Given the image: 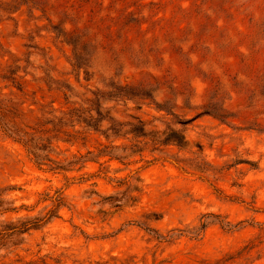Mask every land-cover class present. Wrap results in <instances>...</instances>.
Here are the masks:
<instances>
[{
  "label": "rangeland",
  "instance_id": "obj_1",
  "mask_svg": "<svg viewBox=\"0 0 264 264\" xmlns=\"http://www.w3.org/2000/svg\"><path fill=\"white\" fill-rule=\"evenodd\" d=\"M0 103L47 146L0 129V229L66 202L0 264H264V0H0Z\"/></svg>",
  "mask_w": 264,
  "mask_h": 264
},
{
  "label": "trees",
  "instance_id": "obj_2",
  "mask_svg": "<svg viewBox=\"0 0 264 264\" xmlns=\"http://www.w3.org/2000/svg\"><path fill=\"white\" fill-rule=\"evenodd\" d=\"M17 113L18 111L15 110V108L13 107L10 108L9 106H3V104L0 103V129L7 138L12 139L15 142L23 145L26 148V150L29 152V154L33 156L34 161L38 165V167L41 168L42 166L45 165L44 162L46 161V159H41L40 152L46 151L47 146L35 140L34 135L37 132L32 133L29 131H25L19 126L18 123H16L15 120H13V118H11L12 115L19 118L20 116ZM97 115L102 118V121H105V119L102 117V113L100 112V110L97 112ZM74 116L78 117L79 120L77 123L79 125L85 124L87 127L91 128L92 130L99 132V130L97 128L95 129L94 125H92V120H94L93 118H91V121H86L85 119L83 121L81 116H78L77 113L73 115V117ZM62 120L63 118L59 119L58 126L62 123ZM78 124H75L72 127H76ZM125 128H128L129 130L124 136L133 135L134 138L136 139L143 137L144 138L143 141H137L139 144L143 143L145 140L148 139L147 142H144V145L145 147H147L148 145L153 147L154 148L153 151H158L159 150L158 148L162 146H166V147L176 146L180 150L183 149L185 137L181 138L177 132H172L174 134H169L164 139H162L161 136H159L158 134L154 135L151 138H148L147 133H146V124H144L143 122H139L137 124H133L130 122L126 124L124 123L114 124L113 122V124L110 126L108 131H111L114 135L117 136ZM54 131H56V126L54 128ZM39 140L44 141L42 139H39ZM57 141L58 142L63 141L65 143L72 142V140H59V139ZM113 148L116 150H124V151L128 149V147L121 148L120 146H113ZM109 149H110V146H106L104 150L100 152V157H109L111 161L113 160L120 161L121 160L120 157L112 155V154H107L109 153L107 152V150ZM139 152L143 153L144 150L143 149L139 150ZM91 153L92 152H88V155H90ZM74 157H75V161L69 162L70 164H78V162L80 161L78 156H74ZM87 162H93V160L85 161V163ZM52 164L55 165V167L50 168L51 172L65 171V166L62 165L61 163L52 162ZM137 181L141 182L140 179ZM119 183H121V181H119ZM139 189H140L139 187H135L133 192H139ZM128 190H130V188H128ZM44 201H51L53 204L52 205L53 209L49 210L44 215L36 216V217L20 218V220L16 224L11 223V224H6L2 226L0 229V242L3 241L8 236H12L14 234L24 235L30 232L31 230H38L40 228H43L46 225L53 222L55 219L59 218L60 209L66 206L65 197L63 196V193L61 191H57L55 193V196L49 197ZM8 212H16V208H12V209L4 208V201L0 199V215L6 214ZM223 227L230 229L229 228L230 224H223ZM202 228H206V224H203Z\"/></svg>",
  "mask_w": 264,
  "mask_h": 264
}]
</instances>
